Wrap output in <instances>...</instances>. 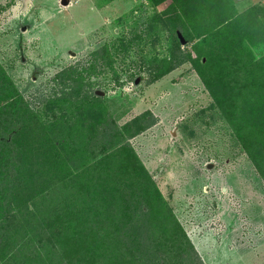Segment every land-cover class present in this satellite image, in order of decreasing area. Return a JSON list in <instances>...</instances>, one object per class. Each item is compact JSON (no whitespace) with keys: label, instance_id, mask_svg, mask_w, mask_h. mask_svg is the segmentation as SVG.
<instances>
[{"label":"rangeland","instance_id":"374dc122","mask_svg":"<svg viewBox=\"0 0 264 264\" xmlns=\"http://www.w3.org/2000/svg\"><path fill=\"white\" fill-rule=\"evenodd\" d=\"M233 1L239 12L264 8V0ZM169 7L151 0H0V64L34 111L33 139L59 137L49 124L77 111L66 99L75 82L105 98L108 122L145 117L149 126L129 142L197 250L185 264H264V175L236 128L192 62L153 81L174 44L170 24L160 20ZM178 37L197 57L194 43L180 31ZM254 53L263 56L264 44Z\"/></svg>","mask_w":264,"mask_h":264},{"label":"trees","instance_id":"16d2710c","mask_svg":"<svg viewBox=\"0 0 264 264\" xmlns=\"http://www.w3.org/2000/svg\"><path fill=\"white\" fill-rule=\"evenodd\" d=\"M151 1H170L160 20L174 31L153 81L192 62L264 175V55L254 53L264 44V8ZM179 31L197 57L182 49ZM88 85L70 87L66 99L78 108L49 124L57 139H33L34 111L0 64V264H48V254L63 264H185L197 250L129 142L149 126L145 117L108 122L105 98Z\"/></svg>","mask_w":264,"mask_h":264},{"label":"water","instance_id":"95a60500","mask_svg":"<svg viewBox=\"0 0 264 264\" xmlns=\"http://www.w3.org/2000/svg\"><path fill=\"white\" fill-rule=\"evenodd\" d=\"M65 2H67L68 0H64Z\"/></svg>","mask_w":264,"mask_h":264}]
</instances>
